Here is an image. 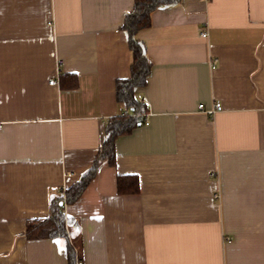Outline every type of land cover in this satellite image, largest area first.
<instances>
[{"label": "crops", "instance_id": "crops-1", "mask_svg": "<svg viewBox=\"0 0 264 264\" xmlns=\"http://www.w3.org/2000/svg\"><path fill=\"white\" fill-rule=\"evenodd\" d=\"M134 1L0 0V264H69L68 239L75 264H264V0L154 10L138 33L149 124L119 136L116 163L65 205L68 239L25 235L121 110ZM120 174L139 192H119Z\"/></svg>", "mask_w": 264, "mask_h": 264}, {"label": "trees", "instance_id": "trees-1", "mask_svg": "<svg viewBox=\"0 0 264 264\" xmlns=\"http://www.w3.org/2000/svg\"><path fill=\"white\" fill-rule=\"evenodd\" d=\"M175 2H179V0L134 1L132 10L127 13L121 26L128 32L131 57L130 76L117 79L115 84L116 100L121 105V110L106 120L104 124L105 137L92 166L85 172V175L79 181L71 184L70 187L51 193L50 213L47 217L32 218L27 221L25 235L28 239L58 236H65L68 239L67 222L63 208L65 205L75 203L82 196L87 186L97 176L102 161H107L110 165L116 163V139L132 132L135 127L144 122L143 115L149 112V108L146 101L137 98L136 89L146 86L148 76L151 73L152 62L146 55L145 42L138 37V33L151 26L154 10L165 4ZM117 186L119 192L125 194L137 193L140 190L138 177L133 174L118 175ZM67 245L69 264H75V245L69 239Z\"/></svg>", "mask_w": 264, "mask_h": 264}, {"label": "built area", "instance_id": "built-area-1", "mask_svg": "<svg viewBox=\"0 0 264 264\" xmlns=\"http://www.w3.org/2000/svg\"><path fill=\"white\" fill-rule=\"evenodd\" d=\"M201 35L202 36H204V37H206L207 36V32L206 31H203L202 33H201ZM59 64H62V60H60L59 61ZM214 66V65H213ZM57 82V79L56 78H52L51 80H49V83L50 84H55ZM144 101H146V99L145 98H142ZM221 106V103L220 102H216V104H215V108H218V107H220ZM202 107H203V105L202 104H200L199 105V109H202ZM143 117H144V124H146V125H148L149 124V119H148V117H149V113H146V114H144L143 115ZM78 264V263H77Z\"/></svg>", "mask_w": 264, "mask_h": 264}, {"label": "water", "instance_id": "water-1", "mask_svg": "<svg viewBox=\"0 0 264 264\" xmlns=\"http://www.w3.org/2000/svg\"><path fill=\"white\" fill-rule=\"evenodd\" d=\"M63 203V202H62Z\"/></svg>", "mask_w": 264, "mask_h": 264}]
</instances>
